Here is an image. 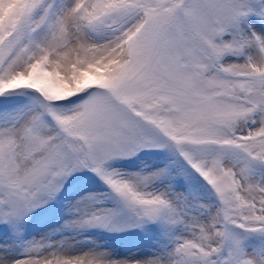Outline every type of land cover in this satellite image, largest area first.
Listing matches in <instances>:
<instances>
[{"label":"snow or ice","instance_id":"6c2138e0","mask_svg":"<svg viewBox=\"0 0 264 264\" xmlns=\"http://www.w3.org/2000/svg\"><path fill=\"white\" fill-rule=\"evenodd\" d=\"M0 264H264V0H0Z\"/></svg>","mask_w":264,"mask_h":264},{"label":"rangeland","instance_id":"374dc122","mask_svg":"<svg viewBox=\"0 0 264 264\" xmlns=\"http://www.w3.org/2000/svg\"><path fill=\"white\" fill-rule=\"evenodd\" d=\"M118 243V242H117Z\"/></svg>","mask_w":264,"mask_h":264}]
</instances>
